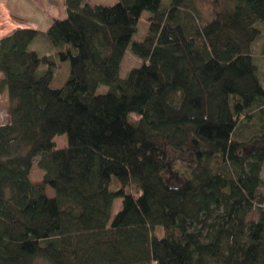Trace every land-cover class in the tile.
Masks as SVG:
<instances>
[{
  "label": "trees",
  "instance_id": "16d2710c",
  "mask_svg": "<svg viewBox=\"0 0 264 264\" xmlns=\"http://www.w3.org/2000/svg\"><path fill=\"white\" fill-rule=\"evenodd\" d=\"M168 2L66 0L45 32L0 40V264H264V0Z\"/></svg>",
  "mask_w": 264,
  "mask_h": 264
},
{
  "label": "rangeland",
  "instance_id": "374dc122",
  "mask_svg": "<svg viewBox=\"0 0 264 264\" xmlns=\"http://www.w3.org/2000/svg\"><path fill=\"white\" fill-rule=\"evenodd\" d=\"M91 2L103 4V5H113L117 2V0H90ZM169 0H164V3H169ZM149 11H144L142 14V18L139 22L138 25V31L134 35L133 39L143 41L146 39V34L148 33L150 29L149 22L146 20V18L150 15ZM41 40V39H40ZM44 42V43H43ZM43 44L41 45L43 48L46 46V42L43 40ZM46 43V44H45ZM253 54L255 55L257 62H259L260 67H261V73L264 72V34L259 37L255 43L253 44ZM39 54L41 51H38ZM51 55V54H50ZM142 60L139 57H136V55L133 54L131 48L129 47L126 50V54L124 57V60L121 64V69H120V77L121 78H127V75L131 69V67H137L141 64ZM69 67L67 63L64 64H59V66L55 70V78L53 79L52 82V87L53 88H60L65 81L68 78L69 75ZM40 71H43L42 68ZM109 89V86L107 84H101L98 90H96L98 93H104ZM10 122V102L8 97L4 95V93L0 94V124H6ZM56 146L57 148H63L68 144V139L65 134L58 135L55 138ZM24 152V150L22 151ZM171 157H173V161L175 162V169L179 170V172H182V174L185 177L190 176V167H188L189 160L186 156L181 157L180 155L174 156V154H171ZM39 158L36 159V161L33 164L32 170L29 175V179L31 181H39L43 180L45 172L41 168H39L37 161ZM262 178L264 181V166L262 167ZM53 192V190L50 188L49 193ZM261 191L264 192V187L261 188ZM141 195V192L139 193ZM112 214H116L121 208H122V199L117 198L114 201V204L112 206ZM251 217H255V214H253ZM35 264H51L48 260L45 258H38Z\"/></svg>",
  "mask_w": 264,
  "mask_h": 264
},
{
  "label": "crops",
  "instance_id": "0c3cea01",
  "mask_svg": "<svg viewBox=\"0 0 264 264\" xmlns=\"http://www.w3.org/2000/svg\"><path fill=\"white\" fill-rule=\"evenodd\" d=\"M67 15L66 0H0V40L17 29L28 28L45 32L54 20L64 19ZM42 42L43 40L36 39L31 48L37 52L41 51V55L58 51L50 49L46 43L43 48ZM2 93L7 94L6 91ZM49 190L50 188H47L48 195L54 196V192L49 193Z\"/></svg>",
  "mask_w": 264,
  "mask_h": 264
}]
</instances>
